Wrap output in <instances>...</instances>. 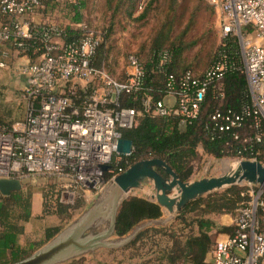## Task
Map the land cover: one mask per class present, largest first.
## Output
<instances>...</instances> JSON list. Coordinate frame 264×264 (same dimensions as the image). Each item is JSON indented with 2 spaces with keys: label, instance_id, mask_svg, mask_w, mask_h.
<instances>
[{
  "label": "built area",
  "instance_id": "2783aa9c",
  "mask_svg": "<svg viewBox=\"0 0 264 264\" xmlns=\"http://www.w3.org/2000/svg\"><path fill=\"white\" fill-rule=\"evenodd\" d=\"M204 1L218 14L222 38L236 36L238 49L221 52L201 78L191 71L169 74L165 98L144 97L141 109H136L123 107L121 100L125 94L136 98L146 86L149 74L136 54L127 58L125 80H117L93 64L101 34L83 26L79 40L67 41L59 26L44 25L37 31L24 18L42 6L41 0H0V15L7 18L0 28V43L13 41L21 51L36 34L40 46L34 51L41 53L22 68L26 77L22 93L28 102L24 118L10 126L0 124V179H53L63 185L66 201L61 202L67 205L99 195L127 169L124 157L134 152V147L126 155L117 151L123 131L135 128L144 114L177 116L180 127L187 126L198 119L210 91L215 99L224 97L221 80L230 71L245 75L251 106L243 115L216 109L211 116L214 129L242 128L244 115H253L259 129L264 121V0ZM249 28L260 41L250 38ZM159 57L161 64L170 59L168 53ZM88 89L90 93L82 97L81 91ZM234 138L240 140V135ZM256 140L261 141L260 134ZM248 197L237 210L234 233L213 248V264H264V187L251 190Z\"/></svg>",
  "mask_w": 264,
  "mask_h": 264
},
{
  "label": "trees",
  "instance_id": "16d2710c",
  "mask_svg": "<svg viewBox=\"0 0 264 264\" xmlns=\"http://www.w3.org/2000/svg\"><path fill=\"white\" fill-rule=\"evenodd\" d=\"M41 1L42 5L46 2L45 0ZM86 1L75 0L71 5L73 20L77 23L82 22L84 19L83 9L86 8ZM134 3L137 7L138 0H134ZM150 6L151 3H146L142 13L137 17V21L146 18ZM90 15L91 13H89ZM109 17L115 20V13L109 15ZM87 23V27L92 25L90 20H87ZM35 25L37 31L44 25L59 26L64 30V40L67 41L79 40L85 33L84 29L63 27L57 24L40 23ZM97 27L95 32L101 34V40L103 41L97 49L93 64L96 68L106 69V66L103 65L106 60V45L108 40L115 36V27L112 23H107V26L102 27L97 25ZM166 37L165 31L160 30L154 38L149 39L157 41L154 42L148 58L143 49L129 53H134L139 57L149 75L145 83V89L138 93L136 98L127 94L122 96L123 107L141 109V100L147 96H151L154 101L164 99L166 96V78L169 74L181 76L191 71L195 77L201 78L220 59L221 52L231 53L238 49V38L236 36L222 39L210 58L208 70L197 74L191 69V66L181 63L185 50L182 45L170 44V46H163L164 40H167ZM39 40V36L35 34L33 38L27 41V48L21 51L16 48L13 41L4 43H10L22 55L29 56L33 59V62H36L41 54L34 51L40 46ZM160 53L170 55V59L164 64H161ZM107 72L110 74L108 70ZM110 75L112 76V74ZM114 78L124 81L126 76L122 79ZM221 82L223 83L224 97L215 99L212 91H210L202 104L198 119L193 120L187 126L180 127V117L177 116L160 117L144 114L139 118L138 125L135 128L123 131V137L131 140L134 145L132 155L124 157L123 165L125 169L147 158H159L165 160L181 180L189 181L193 174L192 163L199 157V148L204 153L217 159L229 156L243 160L255 159L263 163L264 121L257 129L254 116L244 115L242 128H233L228 132H218L214 129L215 125L211 116L216 109L231 110L237 115H243L246 108L248 109L251 106L248 84L244 74L237 71L227 72ZM90 91V89L86 92L81 91L82 97L87 96ZM237 134L240 135V140L234 138ZM259 134L261 135V141L256 140ZM245 138H248L249 142L244 143ZM57 187V183L50 184L43 191L44 214L62 215L75 208L60 202L57 198ZM245 189L236 185L224 191L214 192L198 198L187 204L167 226L142 231L128 245V249L133 251L131 259L143 258L154 251L153 253H157L158 256L155 259L148 258L144 261V264L154 262L157 264H206L212 246V239L204 227L213 224L211 219L213 216L228 213L236 214L241 203L249 199L248 195L245 194ZM31 208V189L22 188L1 199L0 245H3L7 255L4 258L0 257V264L21 261L35 250V244L29 245L26 249L21 248L18 244V238L24 232V224L31 218ZM162 215L163 209L156 202L138 195L129 196L118 210L114 234L117 237H123L142 221L159 219ZM190 215H194L192 220H189ZM195 227L198 229L197 233ZM187 228H190V230L187 231ZM262 228L264 230V225H262ZM62 229L59 226L47 228L45 241L36 246L39 247L49 241ZM147 248H149V251L145 252Z\"/></svg>",
  "mask_w": 264,
  "mask_h": 264
},
{
  "label": "rangeland",
  "instance_id": "374dc122",
  "mask_svg": "<svg viewBox=\"0 0 264 264\" xmlns=\"http://www.w3.org/2000/svg\"><path fill=\"white\" fill-rule=\"evenodd\" d=\"M146 3H151V6L146 18L142 20L145 22V25L143 28H136L135 32L148 33V40H115V36H112V39L107 42L106 60L103 62V65L106 66L110 74L116 78H124L127 74L128 54L135 49H143L148 58L154 42L157 41L149 39L154 38L160 30L165 31L167 36V40H164L163 46L180 44L185 48L181 60L182 64L191 66V69L197 74L206 72L210 67L209 62L212 54L223 39L217 12L204 0H147ZM95 17V13L88 17V20L92 22V25L88 28L94 31L98 28ZM10 60L12 59H8L5 62V66H0V124L7 126L12 125L24 116L28 103L22 93V89L18 85V81H21L22 77L25 76L22 68L28 63L20 66L16 64V61ZM8 61L13 63L9 64ZM198 151L199 157L192 163L193 174L190 180L222 176L231 170L233 163L240 160L229 156L217 159L212 155L204 153L201 148ZM54 183H56L55 180L47 177H32L24 181L25 187L33 189V193H35L33 197L34 217L26 225L29 237L36 238L44 234V231L46 232V229L49 227L59 226L63 229L68 228L77 218L86 214L106 190L99 195H92L87 199H78L75 204L68 205L75 208L66 214H45L43 217L36 218L35 214L42 209L40 196L38 195L46 190L47 186ZM252 185L243 183L239 186L246 188L245 194L249 196L251 190H255L261 186L258 184ZM57 186V198H59L60 202L61 200L65 202L66 200L63 199V185L57 183ZM64 202L61 203L67 205ZM193 216L190 215L189 220H192ZM109 225V222H106L101 230H107ZM189 230L190 228H187V231ZM195 232H198L196 227ZM147 251H149V248L145 249V252ZM153 252L143 258H136L135 263H132L133 260H130L131 254L115 255L111 250H104L100 253L99 261H102L101 263L103 264H144V261L148 260V258L155 259L158 256L157 253ZM70 260L72 261L69 262H73L71 264L80 263L78 260L74 261L75 259Z\"/></svg>",
  "mask_w": 264,
  "mask_h": 264
},
{
  "label": "water",
  "instance_id": "95a60500",
  "mask_svg": "<svg viewBox=\"0 0 264 264\" xmlns=\"http://www.w3.org/2000/svg\"><path fill=\"white\" fill-rule=\"evenodd\" d=\"M133 147L131 140L123 138L117 151L126 155ZM243 183L264 187V164L256 160H239L222 176L183 181L165 160L147 158L138 161L115 177L96 204L79 220L29 257L10 264H58L102 247H112L107 240L114 235L118 210L129 196L139 191L175 218L190 202ZM22 187L20 180L0 179V193L4 196ZM104 219L110 224L104 234L93 237L87 233Z\"/></svg>",
  "mask_w": 264,
  "mask_h": 264
},
{
  "label": "crops",
  "instance_id": "0c3cea01",
  "mask_svg": "<svg viewBox=\"0 0 264 264\" xmlns=\"http://www.w3.org/2000/svg\"><path fill=\"white\" fill-rule=\"evenodd\" d=\"M45 1L47 3L45 2L44 5L41 6L42 8L40 7L42 10L38 9L34 14L25 16L24 19L30 24L48 23V24H57L63 27L83 29V26L87 27V20L89 17V13L91 14L95 13V16H96L95 22L99 27L107 26V23L114 24L115 40H148L149 38L148 33H145V32L136 33L135 32L136 28H143V26L145 25L144 21H137V17L142 13L147 0H138L137 7H136V3H134V0L132 1L131 0H87L86 8L83 9L84 19L80 23H77L73 20V13H72L71 5L72 3L75 2V0H45ZM140 4H142V8L139 7ZM113 13H115V20H112L109 17V15H112ZM5 21H7V18L0 15V28L2 26V23H4ZM247 30H248L247 33H249V36L251 39L255 41H260L257 39L253 29L249 28ZM136 50L137 49H135L132 52H135ZM8 59H12L10 61H14V62L16 61V64L20 66H22L25 63L33 62V59L31 57L22 55L17 49L13 48L10 43H0V62H3V64H5V62H7ZM8 63L12 64L13 62L10 63L8 61ZM24 77H22L21 81L20 80L18 81V85L20 86V89L22 90L24 88L25 81H26V77L25 78ZM25 113H24V116H25ZM24 116L20 118L19 120H17L16 122H19L20 120H22ZM22 183H23L22 188H26L24 185V181ZM31 190H32V208H31L30 220L32 219V217H34L33 197L35 196L34 195L35 193H33V189ZM136 195L150 200L146 196V194L143 192L139 191L136 193ZM38 196H40L42 209L41 211L35 214L36 218L43 217V215H45L44 206H43V203H44L43 191ZM2 198H5V196L0 193V203H1ZM236 216L237 214H229V213L218 215V216H213L211 218L213 221V224H210L204 227L205 231L211 236V239H212V246H211L210 252L208 253L206 264H213L212 250L215 247V245L218 242L226 240L234 233ZM80 218H77L75 221L79 220ZM174 219L175 218H172L167 212L163 210L162 217H160L159 219L142 221L137 226H135L127 235L123 237H117L115 236V234L110 236L107 241L113 244L112 247H109V248L102 247L93 252H89V253H85L80 256H77L78 258L75 257L73 258V260L75 259L74 261L76 260L80 261L79 264H103L101 263L102 261H99L100 260L99 257L101 255L100 253H102L104 250H111L112 252L115 253V255H122L125 253L132 255L133 251L128 249V245L138 236L139 233L147 229H150V228L165 227L170 222H172ZM30 220L24 224V232L21 236H19L18 244L23 249H26L29 245L35 244L34 246L35 250L31 253L33 254L43 245H45L50 240H52L56 235L49 241H46L45 243H43L41 246L39 247L36 246L37 244L45 241L46 232L44 231V234H41L36 238L29 237L28 232L26 231V225L30 223ZM106 222L107 220L106 221L105 219L102 220L101 224L97 225L93 230L91 231L89 230L87 233L91 234V236L93 237H97L101 234H104L106 230H103V229L101 230V228L104 226ZM6 255H7V251L4 249L3 245H0V257L4 258ZM135 259L136 258H133L130 260H133L132 263H135L136 261ZM69 261H72V260H67L65 262L58 263V264L73 263Z\"/></svg>",
  "mask_w": 264,
  "mask_h": 264
}]
</instances>
